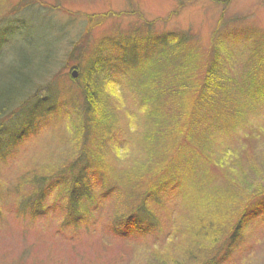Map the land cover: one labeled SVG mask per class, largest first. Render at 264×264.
Returning a JSON list of instances; mask_svg holds the SVG:
<instances>
[{
  "label": "rangeland",
  "instance_id": "1",
  "mask_svg": "<svg viewBox=\"0 0 264 264\" xmlns=\"http://www.w3.org/2000/svg\"><path fill=\"white\" fill-rule=\"evenodd\" d=\"M6 1L0 0L1 14L9 11V7L17 4L18 0H8L9 3ZM18 2L31 6L16 13L3 24L10 31L18 33L22 29V34L25 32L29 36L28 39H12L6 49H3V61H12L23 49L30 54L40 55L42 51L37 47L48 45L52 50L55 49V60L45 72V80L50 75H55L58 85L62 81L63 86L78 93L79 84L72 82L74 79L70 74L76 68H72L74 63L66 61L65 56L85 29L90 28L89 32L84 33V56L99 42L102 48L104 40L122 37L133 30L152 34L172 33L173 38H183L192 57L196 60L199 58L202 63L215 58V52L218 53L216 82L224 93L220 87L218 90L214 86L217 93L214 100L223 103L226 95L229 97V107L233 109L230 111L231 116L225 113L227 107L222 111L227 121L225 124L231 129L228 133L221 132L219 115V119L215 118L216 124L211 125L204 134L205 141L193 143L186 138L189 134L185 129L186 120L190 116L187 106L183 108V104L178 103L179 99L176 98L169 105L165 104L167 109L162 108V117H154L151 114L154 109L153 101L149 100V104L142 106L140 100L143 94H137L135 86H132L138 80L146 83V80H151L155 75H165V79L171 75L172 70L173 74H179L181 71L178 69L181 67L167 69L161 55L155 56L148 49H128L129 57H125V61L130 58L134 66L137 60L140 64L149 62V68L144 72L146 76L143 73L144 76L136 74L134 79L121 67L102 58L104 70L100 72L98 69L92 84L100 97L105 99L104 106H101L106 107L104 112L111 124L107 126V130L112 131L109 138L111 144L107 148L114 169L135 172L148 166L150 157L155 156L145 152L143 143L149 144L150 141L145 138L153 131L162 133L167 138L165 140L175 141L174 144L183 147L182 151L186 154L194 151L202 158L194 168H188L191 165L180 168L184 174L193 173V177L200 180L199 187L186 188L183 185L175 190L170 199L164 200L159 206H152L151 214L158 221L155 229L146 227L145 231H141L139 224L132 226L128 233L121 234L112 233L110 227V219L117 213L119 202L126 199V192L120 186L103 185L100 187L102 189H97L93 197L96 205L89 204L91 215L65 227L62 226L65 199H60V184L50 187L52 191L42 208L34 211V217L27 208V214L20 213L21 201L32 189L27 181L32 177L50 174L75 154L81 139V113L78 112L77 103L80 100L73 107L67 105L62 109L64 117L59 124L28 120L32 129L24 130V125L13 117L10 122L13 125L9 127L12 131L1 135V142H5L7 146L3 157H0V264L205 262L215 253L216 245L214 248L209 247L211 242L207 244L205 239L202 244L189 240L195 215L204 211L203 208L209 201L219 197L226 198L227 194L236 195L238 203L244 205L255 191L264 188V86L251 76L255 67L251 57L257 48L254 42H257L258 36H264V0ZM102 15L104 17L101 23L95 25L93 21L99 20L95 16ZM2 30L6 29L0 27V32ZM110 42L112 40L109 44ZM179 63L181 62L174 65ZM124 64L125 67L128 65ZM184 69L186 67L182 66V70ZM189 72L187 70L184 74ZM173 79L180 83V79ZM160 82L163 85V81ZM111 83L117 85V95ZM160 85L157 84V88L162 93H158V97L163 96L166 91ZM164 100L160 103L164 104ZM185 114L187 116L183 118ZM209 115L206 114L207 120ZM203 127L201 125L198 130L201 131ZM171 130L174 131L172 136ZM177 130L182 131V134L177 135ZM163 142L165 145L164 140ZM172 152L170 149L168 154ZM178 162L183 163L180 160ZM185 168H188L187 171ZM181 170L174 174H180ZM102 192L105 194L101 195ZM218 243L220 246V240ZM228 249L224 255L216 257L217 264H264V212L252 219L236 246Z\"/></svg>",
  "mask_w": 264,
  "mask_h": 264
},
{
  "label": "trees",
  "instance_id": "2",
  "mask_svg": "<svg viewBox=\"0 0 264 264\" xmlns=\"http://www.w3.org/2000/svg\"><path fill=\"white\" fill-rule=\"evenodd\" d=\"M18 1L17 4L9 7V11L7 10L4 14L0 13V27L6 29L0 32V157H3L7 146L5 142H1V135L11 130L9 127L13 125V123L10 124L13 117H16L19 123L24 125V130H31L32 126L29 125L28 120L57 122L59 124L64 117L62 116V109L67 105L73 107L79 100L77 102L78 112L81 113V123H79L81 139L76 146L75 154L64 165L50 174L32 177L30 181H27L32 189L29 194L24 195L20 205V213L27 214L26 211L29 209L33 216L35 210L42 208L50 191H52L50 187L60 184L62 188L60 199H65V205L62 207L64 210L62 226L65 227L68 224L81 222L86 215H91L89 204L96 205L93 197L97 189H102L100 187L103 185L120 186L126 192V199L119 202L117 213L115 212L116 214L110 219L112 221L111 232L114 234L128 233L132 226L139 224L141 231H145L146 227L155 229L158 221L151 214L152 206H159L164 200L170 199L175 190L183 185H186V188L199 187L200 180L193 177V173H185V176L183 169L180 168L190 165L192 167L188 168H194L193 166L197 165L202 158H199L194 151L186 154L185 151H182L183 147L174 144L175 141L172 139L165 140L167 138L162 133L153 131L152 134L155 132L153 135L148 133L145 138L150 141L149 144L143 143L145 152L150 156H155L154 158L150 157L148 166H144L141 171L135 172L114 169L113 164L110 163L107 148L111 144L109 138L112 131L107 130L110 123H108L107 115L104 112V109L106 110V107H103L105 99L100 97L92 83H94L98 69L100 72L104 70L103 64H101L102 58L114 66L121 67L127 75H132L131 77L135 79L136 74L145 75L144 72L149 68V62L140 64V61L137 60L134 66L130 58L125 61V57H129L128 49L136 51L135 49L141 47L144 48L141 50L148 49L155 56L161 55L167 69L171 70L174 66L181 67L178 69L181 73L173 74L172 70L170 71L171 75L165 79L163 78L165 75L161 77L155 75L151 80L148 79L149 82L146 80L147 82L143 83V81L138 80L132 84L133 87L135 86L137 94H143L140 100L142 106L149 104V100L153 101L155 110L153 109L151 114L153 113L154 117H162L161 115L164 114L162 108L176 98L179 99L178 103H182L183 108L187 106L190 110L188 113L190 116L186 120L185 129L186 133H189L186 138L193 143L200 140L205 141L204 134L211 125L216 124L215 118L219 115L221 118L217 119L220 121L221 132L228 133L231 130L225 124L226 120L222 115L224 114L222 111L226 107L229 110L226 108L225 113L229 116L232 115L233 108L229 107V97L224 94L223 103L214 100L217 94L214 91V86H217L218 90L220 87L224 93L222 87L218 86V82H216L218 77L215 75V70L219 65L218 53L215 52V58L202 63L199 58L196 60L195 57H192L183 38H173L172 33L152 34L148 31L133 30L124 36L122 35V37L110 39L112 40L110 44L109 39L104 40L102 48L99 42L90 53L84 56L83 40L86 37L84 33L89 32L90 29L87 28L84 33H81L80 39L72 44L71 51L65 56L66 61L74 63L72 68H76L78 79L71 80L73 83L78 82L79 84L77 89L79 91L75 93L63 86L62 81H59L58 85L55 75H50L45 80V72L50 69L49 66L53 65L55 60V49L52 50L48 45L37 47L42 51L40 55L30 54L26 49H23L10 62L1 59L3 49H6L12 39H28L29 36L25 32L22 34V29L16 33L14 30L10 31L9 27L3 24L16 13L31 6L29 4L21 5ZM6 3L9 1L7 0ZM95 17L99 20L95 19L96 21L93 22L95 25H99L104 16ZM88 19L90 18L88 17ZM93 22L91 21V23ZM254 43H256L257 48L253 51L254 56L251 57L252 62H255L251 76L264 86V36H258L257 42ZM115 62H120V64ZM176 62L181 63L174 65ZM124 63L128 65L125 67ZM182 66H185L186 69L182 70ZM187 70L190 72L184 74ZM173 78L180 79V83H176ZM160 80L163 81V85H160ZM157 84L166 90L161 97L157 96L158 93H162L157 88ZM111 85L113 91L118 93L117 85L112 83ZM116 92L115 95H117ZM154 98L158 99L155 100ZM162 99H165L164 104L160 103ZM179 106L180 104L178 108H180ZM206 114H210L209 120H207ZM186 116L187 114L183 118ZM205 120H207L206 124ZM201 125L204 127L200 131L198 128ZM160 130L162 132V129ZM173 132V130L170 131L171 136ZM176 133L177 135L182 134V131L177 130ZM170 149L173 152L169 155ZM179 160L183 163L178 162ZM176 168L178 170H175ZM188 168L185 170L187 171ZM179 170H181L180 174L175 175L174 172ZM169 173L172 174L165 177ZM255 192L244 205L238 203L236 195L227 194L226 198H216L209 201L203 208L204 211L195 215L192 230L189 232L191 233L189 240L202 244V240L205 239V243L211 242L209 247L214 248L216 245L215 253L202 264H217L216 257H221L225 251H229L228 248L231 249L236 246L252 219L264 212V188ZM104 194L105 192H102L101 195Z\"/></svg>",
  "mask_w": 264,
  "mask_h": 264
},
{
  "label": "water",
  "instance_id": "3",
  "mask_svg": "<svg viewBox=\"0 0 264 264\" xmlns=\"http://www.w3.org/2000/svg\"><path fill=\"white\" fill-rule=\"evenodd\" d=\"M71 76L75 79L77 77L76 71H73L72 74H71Z\"/></svg>",
  "mask_w": 264,
  "mask_h": 264
}]
</instances>
